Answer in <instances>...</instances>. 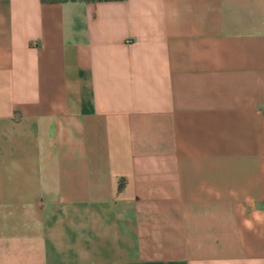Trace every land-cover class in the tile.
Masks as SVG:
<instances>
[{
	"label": "crops",
	"instance_id": "crops-1",
	"mask_svg": "<svg viewBox=\"0 0 264 264\" xmlns=\"http://www.w3.org/2000/svg\"><path fill=\"white\" fill-rule=\"evenodd\" d=\"M0 264H264V0H0Z\"/></svg>",
	"mask_w": 264,
	"mask_h": 264
},
{
	"label": "trees",
	"instance_id": "trees-1",
	"mask_svg": "<svg viewBox=\"0 0 264 264\" xmlns=\"http://www.w3.org/2000/svg\"><path fill=\"white\" fill-rule=\"evenodd\" d=\"M41 1L46 3H54V2H61L64 0H41ZM85 1H96V0H85Z\"/></svg>",
	"mask_w": 264,
	"mask_h": 264
}]
</instances>
